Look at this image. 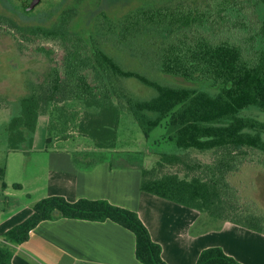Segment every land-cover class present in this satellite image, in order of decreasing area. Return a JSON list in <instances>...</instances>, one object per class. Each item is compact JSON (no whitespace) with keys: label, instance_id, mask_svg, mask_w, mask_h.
<instances>
[{"label":"trees","instance_id":"trees-1","mask_svg":"<svg viewBox=\"0 0 264 264\" xmlns=\"http://www.w3.org/2000/svg\"><path fill=\"white\" fill-rule=\"evenodd\" d=\"M255 2L264 5V0ZM242 5L246 4L241 0H205L195 7L178 2L133 12L121 24L118 37L122 44L160 35V45L153 46L161 72L210 83L217 89L215 94L162 85L125 69L98 41L70 33L67 26L72 12H65L59 25L25 29L24 40L58 42L59 47L35 49L46 55L50 67L32 93L21 99V113L8 125L10 150L20 151L28 140L32 143L27 134L36 132L42 115H51L54 127L55 117L62 120L67 103L73 102L85 109L78 132L91 138L96 148L113 150L122 112L128 111L146 139L163 128L164 140L180 150L161 154L152 167L141 168L142 192L264 234V213L251 198L253 184L245 181L247 172L264 171V121L243 116L248 109L264 113V20L255 30L242 31L248 14L241 12ZM0 22L16 26L4 16ZM223 22H234L236 28L225 27ZM127 79L139 81L156 95L148 100L134 97L124 85ZM76 162L81 164L78 158ZM5 174L0 168V179ZM32 209L26 220L1 236L0 264H12V248L26 243L40 223L63 218L112 221L135 235L140 263L167 264L162 247L134 211L106 200L72 203L61 196L44 198ZM197 264L241 263L222 248L211 247L202 251Z\"/></svg>","mask_w":264,"mask_h":264},{"label":"rangeland","instance_id":"rangeland-1","mask_svg":"<svg viewBox=\"0 0 264 264\" xmlns=\"http://www.w3.org/2000/svg\"><path fill=\"white\" fill-rule=\"evenodd\" d=\"M203 1L205 0H43L33 11L27 12L28 2L31 0H0V16H4L16 25L14 28L10 24L0 22V168L6 166L8 160L10 162L6 189H2L0 181V223L11 217L14 210L20 211L25 206L33 205L35 198L39 196L35 193L29 197L26 191L11 185L12 180L25 175L23 173L25 166L30 167V173L34 172L37 181H43L49 149L64 146L70 149L96 148L91 138L78 132L77 123L85 109L80 102H73L67 103L65 108L67 113L62 120L55 117L54 127H51V115H42L37 132L28 133L33 138L32 143L28 140L22 144L20 151H13L12 153L16 154L8 157V152L12 151L9 146L8 125L12 118L21 113L19 100L32 93L39 78L44 76L50 67L46 55L35 49L40 45L54 47L57 50L59 47L58 42L39 43L37 40L32 42L24 40L22 32L32 27L50 28L59 25L62 15L65 12H72L73 17L67 26L70 33L79 34L88 41L90 38L98 41L103 50L114 56L125 69L144 75L162 85L194 88L215 94L217 89L210 83L188 81L161 72L160 63L154 54L156 46H153L161 43L160 35L150 34L130 39L128 43L123 44L118 37L125 17L133 12L174 5L178 2L195 7ZM241 1L246 5H242L239 9L242 13L248 12L245 23L247 27L242 31L246 29L253 31L259 26L260 21L264 20V5L256 3L255 0ZM223 24L225 27L229 25L236 28L234 22H223ZM165 40L169 42V39ZM124 85L134 97L142 100L151 99L156 95L154 90L135 79L124 80ZM243 116L264 121V113L256 109L246 110ZM58 136L68 139L67 141L63 139V142H58V146H55ZM163 136L164 129L158 128L152 132L149 139H146L133 115L128 111L122 112L118 129L117 154L113 156V160L127 158L126 161L133 166L147 168L152 167L161 154L180 153L177 146L164 140ZM49 137L52 138L50 143L47 141ZM24 149L26 152H21ZM106 156L112 158V154ZM80 159H84L83 152L79 155ZM28 174L29 172H26L27 178L30 176ZM245 181L253 184L255 190L252 191L251 198L257 203L258 210L264 213V171L255 169L247 172ZM12 250L15 252L14 248Z\"/></svg>","mask_w":264,"mask_h":264},{"label":"crops","instance_id":"crops-1","mask_svg":"<svg viewBox=\"0 0 264 264\" xmlns=\"http://www.w3.org/2000/svg\"><path fill=\"white\" fill-rule=\"evenodd\" d=\"M30 136L27 134L28 139ZM63 139L67 141L68 137L58 136L55 146ZM49 151L43 181H37L34 172L30 173V167L25 166V175L11 182L13 187L21 185L19 190L26 191L29 197L39 194L33 205L44 198L61 196L72 203L80 199L106 200L134 211L148 228L152 240L162 247L167 264H197L202 251L211 247L222 248L241 264H264V234L142 192L141 166H133L127 158L113 160L116 149L64 146ZM12 152H8L9 158L16 154ZM82 152L84 159L78 164L76 158ZM89 163L92 164L86 166ZM1 168L6 171L0 179L4 190L8 186L9 160ZM26 172L30 174L28 178ZM33 205L14 210L11 217L1 222L0 236L26 220L33 212ZM14 249L12 264H142L136 258L135 235L112 221L65 218L44 221L31 231L26 243Z\"/></svg>","mask_w":264,"mask_h":264},{"label":"water","instance_id":"water-1","mask_svg":"<svg viewBox=\"0 0 264 264\" xmlns=\"http://www.w3.org/2000/svg\"><path fill=\"white\" fill-rule=\"evenodd\" d=\"M43 0H32V2L29 3V6L27 7L26 11L31 12L33 11L38 5L42 3Z\"/></svg>","mask_w":264,"mask_h":264},{"label":"flooded vegetation","instance_id":"flooded-vegetation-1","mask_svg":"<svg viewBox=\"0 0 264 264\" xmlns=\"http://www.w3.org/2000/svg\"><path fill=\"white\" fill-rule=\"evenodd\" d=\"M31 2H32V0H31ZM28 3H30V2H28Z\"/></svg>","mask_w":264,"mask_h":264}]
</instances>
